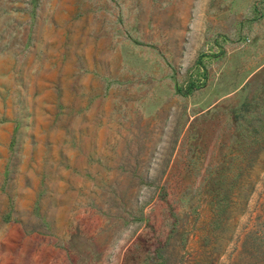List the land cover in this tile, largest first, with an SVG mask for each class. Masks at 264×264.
I'll list each match as a JSON object with an SVG mask.
<instances>
[{
	"label": "rangeland",
	"instance_id": "1",
	"mask_svg": "<svg viewBox=\"0 0 264 264\" xmlns=\"http://www.w3.org/2000/svg\"><path fill=\"white\" fill-rule=\"evenodd\" d=\"M0 0V264H264V0Z\"/></svg>",
	"mask_w": 264,
	"mask_h": 264
},
{
	"label": "trees",
	"instance_id": "2",
	"mask_svg": "<svg viewBox=\"0 0 264 264\" xmlns=\"http://www.w3.org/2000/svg\"><path fill=\"white\" fill-rule=\"evenodd\" d=\"M247 245L251 254L256 252L257 249H262V253L264 254V242L262 239L260 240L258 238L256 239V237H252V239L248 241Z\"/></svg>",
	"mask_w": 264,
	"mask_h": 264
},
{
	"label": "crops",
	"instance_id": "3",
	"mask_svg": "<svg viewBox=\"0 0 264 264\" xmlns=\"http://www.w3.org/2000/svg\"><path fill=\"white\" fill-rule=\"evenodd\" d=\"M148 2L150 1V3H151V9L153 10L155 7H154V2H155V0H147Z\"/></svg>",
	"mask_w": 264,
	"mask_h": 264
}]
</instances>
